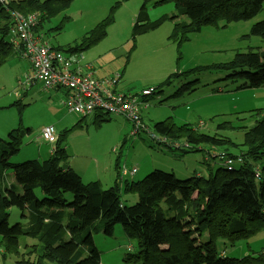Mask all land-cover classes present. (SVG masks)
Segmentation results:
<instances>
[{
	"label": "trees",
	"instance_id": "1",
	"mask_svg": "<svg viewBox=\"0 0 264 264\" xmlns=\"http://www.w3.org/2000/svg\"><path fill=\"white\" fill-rule=\"evenodd\" d=\"M71 1L0 2V63L17 54L7 40L9 11L23 15L36 12L39 22L35 30L41 31L43 23L67 8ZM116 6L78 44L65 50L79 52L97 44L113 22ZM66 133L67 130L60 133L49 158L20 163L11 158L23 143L25 132L17 127L8 133L7 142L0 137V248L3 251L0 263L7 254L17 253L21 239H27L25 243L31 244L37 255L31 262L25 258L16 260L15 264H100L93 235L100 232L111 235L115 224H120L126 235L125 204L120 198L118 178L111 186L103 188L98 180L83 182L76 171L63 165L68 156L63 146ZM9 170L14 173L15 182H10L6 176ZM11 207L19 209L21 219L13 225L8 224L7 211Z\"/></svg>",
	"mask_w": 264,
	"mask_h": 264
},
{
	"label": "rangeland",
	"instance_id": "2",
	"mask_svg": "<svg viewBox=\"0 0 264 264\" xmlns=\"http://www.w3.org/2000/svg\"><path fill=\"white\" fill-rule=\"evenodd\" d=\"M116 4L117 0H72L67 8L45 21L40 32L50 45L66 51L68 46L78 44L88 31L105 19ZM112 15L113 22L107 27L106 35L97 44L78 52L82 55L81 63H90L96 77L120 74L117 6ZM29 68L28 60L19 54H13L0 63V137L7 142V133L17 127L25 132L24 143L16 150V155L11 161L20 163L37 157L39 140H42V155H48L46 151L52 143L43 142L44 140L38 137L44 126L53 125L56 134L63 127L67 129L66 161L70 157V161L75 165L80 164L92 171L93 168H98L102 180L109 171L115 172L116 169L118 174V167L124 165L122 117L100 114L98 117L91 115L82 118L71 114L64 104V93L61 90H44L39 82L28 85L23 90L24 76ZM16 101L18 105H8ZM38 158L42 159L41 156ZM66 161L62 164L65 165ZM80 171L84 173L83 170ZM117 178L120 184V198L125 204L124 180H120L118 175ZM89 179L92 178L87 174L82 176L83 182ZM111 184L101 185L107 188ZM7 212L9 225L20 222L18 208L11 207ZM26 240L21 239L17 253L7 254L0 264H15L16 260L25 258L27 261L32 260L37 252L30 247V241V246L25 243ZM93 243L99 252L100 264H128L125 261L127 237L120 224L113 226L111 235L102 232L94 234ZM2 252L0 248V253Z\"/></svg>",
	"mask_w": 264,
	"mask_h": 264
},
{
	"label": "built area",
	"instance_id": "3",
	"mask_svg": "<svg viewBox=\"0 0 264 264\" xmlns=\"http://www.w3.org/2000/svg\"><path fill=\"white\" fill-rule=\"evenodd\" d=\"M2 4L7 0H0ZM7 40L17 54L25 57L29 71L24 76L22 89L41 83L44 89L61 90L64 104L71 114L82 118L100 114L122 117L121 91L116 89L120 74L97 78L92 73L91 64L81 63L82 55L50 45L40 31L37 13L23 15L9 11ZM40 138L54 143L58 139L53 125L44 126ZM118 177L124 180V165L118 167Z\"/></svg>",
	"mask_w": 264,
	"mask_h": 264
},
{
	"label": "crops",
	"instance_id": "4",
	"mask_svg": "<svg viewBox=\"0 0 264 264\" xmlns=\"http://www.w3.org/2000/svg\"><path fill=\"white\" fill-rule=\"evenodd\" d=\"M42 31V30H41ZM16 55V54H15ZM85 64H88V63H85ZM90 64V63H89ZM93 71H94V69H93V67H92V73H93ZM95 73H93V75H94ZM95 76V75H94ZM96 77V76H95ZM97 78H103V77H97ZM34 85V84H33ZM32 86V85H31ZM116 89L118 90V91H121V86H120V83H118V85L116 84ZM45 90V89H44ZM55 91H57V90H55ZM26 94V92L23 94V95H25ZM17 102V101H16ZM15 103V102H14ZM14 103H9L8 105H14ZM94 116H97V115H94ZM61 130V129H60ZM63 130H67L65 127H63V129L60 131V132H58V139L60 138L59 137V135H60V133L63 131ZM7 136H8V133H7ZM38 139H40V137H38ZM57 139V140H58ZM23 140H24V138H23ZM57 140H56V142H57ZM40 142H39V146H37L38 148H37V157H35L34 159H38V160H40V158H38V157H40L41 156V160H43V159H47V158H49L50 156H51V154H52V149H53V147H54V145L56 144V142H54V143H52V145H49V148H48V151H46L47 152V154L48 155H42V152H41V146H42V144H40L41 143V141L42 140H39ZM43 142H45V141H43ZM23 143H24V141H23ZM22 143V144H23ZM21 144V145H22ZM63 146H65L64 147V150L66 151V145H63ZM66 154H67V152H66ZM67 167H70V168H72L74 171H76L78 174H79V176H80V178L82 179V176H84V174H87V176H90V178H92V179H89L88 181H92V180H98L103 186L104 185H108V184H111V182H112V184L116 181V177H117V171H116V169H115V172L114 171H109L108 172V175H106L104 178V180H102V179H100V173L98 172V168H93V171L92 170H90V168H85V167H82L80 164L79 165H75L74 163H72L71 161H70V157H68V160L66 161V164H65ZM80 170H83V172L84 173H81V171ZM6 176H8V178H10L9 179V181L10 182H15V176H14V173L11 171V170H9V171H6ZM87 181V182H88ZM111 184V185H112ZM110 185V186H111Z\"/></svg>",
	"mask_w": 264,
	"mask_h": 264
}]
</instances>
